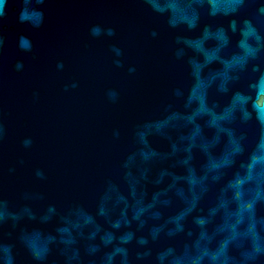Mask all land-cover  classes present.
Listing matches in <instances>:
<instances>
[{
  "label": "water",
  "instance_id": "1",
  "mask_svg": "<svg viewBox=\"0 0 264 264\" xmlns=\"http://www.w3.org/2000/svg\"><path fill=\"white\" fill-rule=\"evenodd\" d=\"M230 2L155 0L163 9L161 17L145 7L144 0H45L39 5L43 24L33 28L17 20L22 0H9L8 14L0 19V123L5 129L0 140V264L9 255V245L15 264H31L25 245L36 250L59 245L70 251L74 245L65 242L82 243L97 225L100 231L93 243L105 230L119 235L124 229H112L110 222L121 210L131 218L139 208L145 209L142 218L147 219L142 231L183 213L179 222L184 231L177 236L181 249L188 245V257H194L198 247L214 250L231 235L230 254H238L234 246L241 242L245 252L251 251L248 213L239 211L234 199L238 189L228 187L237 172L246 174L239 166L244 157L211 181L216 174L211 164L227 155L231 145L228 133L211 125L212 115L200 112L203 97L211 113L223 114L237 91L251 97L246 105L251 110L257 90L249 85L264 73V54L258 71H253L257 62L251 58L243 71L237 63L244 57L238 44L242 24L237 21L235 33L228 27L232 17L224 13ZM258 6L257 0H250L245 12L254 14ZM194 14L195 27L190 28ZM169 20L175 27L167 26ZM258 22L264 28V15ZM93 24L113 27L117 38L91 37ZM220 27L227 42L217 34ZM153 29L156 38L150 35ZM21 36L31 41L30 51L18 46ZM176 36L182 38L180 43H175ZM112 43L124 50L125 65H134V74L114 66ZM60 61L63 69L56 67ZM17 62L22 69L17 70ZM73 82L77 87H70ZM108 89L118 91L116 102L107 99ZM235 115H241L239 106ZM146 118L148 124L134 142L132 132ZM217 123L232 127L227 121ZM113 129L121 132L118 140ZM25 136L33 138L31 149L21 144ZM189 156L195 168L191 178L198 181L193 185L199 196L195 207L186 179H175L188 176V165L181 161ZM37 167L46 170V181L35 178ZM202 176L207 179L201 181ZM205 184L212 189L201 196ZM253 184L246 181L240 190ZM249 198L245 191L242 199ZM164 200L169 203L163 205ZM46 203L56 206L43 207ZM74 204L79 206L69 207ZM157 211L163 215L151 219ZM196 217L206 223L198 226ZM260 244L264 247V240Z\"/></svg>",
  "mask_w": 264,
  "mask_h": 264
},
{
  "label": "clouds",
  "instance_id": "2",
  "mask_svg": "<svg viewBox=\"0 0 264 264\" xmlns=\"http://www.w3.org/2000/svg\"><path fill=\"white\" fill-rule=\"evenodd\" d=\"M45 0H22L17 14V20L19 23H26L33 28H39L43 24V12L40 10L39 5H42ZM258 7L255 9L254 14H248L245 12L250 7V0H231L228 4V10L224 13L226 16L232 17L228 21V27L233 33L236 32L235 25L237 21L242 24L238 41L239 46L244 50V57L240 58L237 63L240 64L241 71L244 70V63L248 58L252 61H256L253 71H258L261 55L264 54V28H262L258 22V17L264 15V0H257ZM144 6L152 10L156 14H160L163 17V9L155 3V0H144ZM9 0H0V19H4L8 14ZM215 13H210L214 15ZM196 16L193 15L189 21V27H195ZM168 27H175V25L169 20L167 21ZM207 33V25L205 26ZM89 34L93 38L112 39L117 38L116 30L107 25L93 24L89 28ZM217 34L221 40L227 42V36L223 27L217 29ZM150 35L153 38L158 37L157 30L153 29ZM181 37H175V43H180ZM251 41V42H249ZM184 43H191V41L184 40ZM3 46V38L0 37V47ZM18 46L23 51H30L32 48L31 41L21 36L19 38ZM197 48L199 45H196ZM110 52L114 53L112 63L117 69H124L128 74H134L136 67L134 65H125L124 62V50L117 44L112 43L110 45ZM57 69H63L64 64L62 61L56 65ZM17 70L23 68L22 63L17 62ZM68 85L65 86L67 91ZM70 87H77L76 82H73ZM250 88H255L256 99L251 104V110L246 105L250 96L245 95L243 92L237 91L234 94L232 105L226 109L223 114L216 115L211 113V109L205 105L203 97L200 99V112L209 113L212 115L211 125L215 126L218 131H224L228 133L230 141V151L227 155H222L217 162L211 164V170H215L216 174L211 176V181L215 182L220 179L222 175L228 169H231L236 163L237 159L244 157L241 161L240 167L246 169V174L241 177L237 172L233 179L229 181L228 187L238 189L235 193L234 199L238 202L239 211L247 212L250 221L247 232L250 233V246L251 251H244V242L238 243L234 246L236 249H240L238 254H230L228 245L234 236L224 238L214 250L205 246L203 248H197L194 257L186 256L188 245L184 244L183 248H180L181 241L177 236L178 233L184 231L183 225L179 222L183 218V213L169 217L165 224H153L145 229L147 219L142 218L144 208L134 210L131 218H129L123 210L120 212L118 219L110 222V228L124 230L117 235L113 231L105 230L102 235L99 236L98 242H91L95 240L97 232L100 231L97 225L96 230L91 232L84 241L78 242L72 240L70 242L74 245L69 251L68 248H61L59 245H54L51 249L44 248L36 250L32 245H25V252L31 258V264H260V258L264 257V247L261 246L260 241L264 240V73L260 75L256 84H250ZM174 95L177 94V90H173ZM106 97L111 102H116L119 93L116 89H108L106 91ZM239 106L241 115L237 117L235 115V109ZM253 113L255 116L253 117ZM150 118H146L137 124L132 132L134 142H136L137 136H142L141 129L146 127ZM218 121H227L231 128H221ZM254 130V135L249 136V131ZM5 135V129L2 123H0V140ZM112 136L114 139H119L121 132L119 129H113ZM254 143V147L251 145ZM21 144L24 149H31L33 145V138L31 136H25ZM192 159L191 156L182 160L181 163L188 165V176H177L175 179H186L187 190L193 193L192 207H195L196 201L199 199L193 192V185L198 181L191 177L195 173V168L189 164ZM21 163H23L21 161ZM258 166V167H257ZM254 168L256 169L253 174ZM224 170V171H220ZM10 171H12L10 169ZM35 178L38 181L44 182L47 180V173L44 168L37 167L34 169ZM201 181L207 179L206 176H202ZM253 180L254 184L247 190H240V186L246 181ZM107 184H112V180L106 181ZM159 183V181H157ZM212 184H205L200 189V195L211 191ZM245 191L250 196L247 201H244L242 197L245 195ZM183 192V189L178 190ZM159 193H157L158 195ZM156 196H153V202H155ZM163 205L169 203L168 200L161 201ZM56 205L45 204L43 207H53ZM79 206L78 204L70 205ZM152 205L149 204L148 207ZM40 210V209H37ZM163 215L162 211L152 213L151 219H159ZM133 221L136 222L133 227ZM260 223V231L256 230V223ZM167 223H172L175 226L172 228H166ZM195 223L198 226H203L206 220L202 217H196ZM201 237L204 233L201 232ZM172 237H177L176 240H172ZM13 245H9L5 251L9 253L4 264H15V258L10 254V250Z\"/></svg>",
  "mask_w": 264,
  "mask_h": 264
}]
</instances>
